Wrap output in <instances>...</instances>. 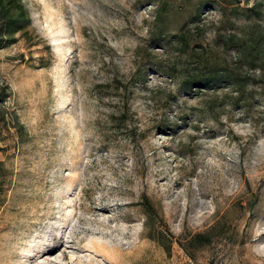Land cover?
<instances>
[{"label":"rangeland","instance_id":"rangeland-1","mask_svg":"<svg viewBox=\"0 0 264 264\" xmlns=\"http://www.w3.org/2000/svg\"><path fill=\"white\" fill-rule=\"evenodd\" d=\"M26 2L0 50V264H264V0ZM202 53L238 94L182 88Z\"/></svg>","mask_w":264,"mask_h":264},{"label":"trees","instance_id":"trees-1","mask_svg":"<svg viewBox=\"0 0 264 264\" xmlns=\"http://www.w3.org/2000/svg\"><path fill=\"white\" fill-rule=\"evenodd\" d=\"M201 8L196 12L192 23H198L201 19ZM161 12H158V18ZM31 11L26 0H0V50L16 43L19 39L17 36L18 32L21 35L26 36L30 33L31 21ZM189 31L182 30L178 33V37L181 43H187V35ZM154 34L166 35L162 28H157ZM228 40L238 46V43L243 47V53L251 68H257L260 65L256 62L260 58V50L257 46H246L244 42L238 40V36L230 35ZM199 60L200 66L195 68L193 72L187 74L182 80V88L186 91L192 90H202V89H217L220 86L230 87L234 89V92L241 90L244 84V77L238 74V72L230 71L229 68L224 67L219 63H213L208 60L207 56H200ZM242 64V66L244 65ZM240 77V78H239ZM255 83H264V78L256 79ZM7 96L5 89H0V101H2ZM1 150V147H0ZM144 207H146L147 214L150 217H155L158 215L157 208L155 207L153 201L148 196H144L141 202ZM193 240L201 241L202 243H208L212 240V236L205 232L198 233L195 235ZM192 240V241H193Z\"/></svg>","mask_w":264,"mask_h":264},{"label":"bare ground","instance_id":"bare-ground-1","mask_svg":"<svg viewBox=\"0 0 264 264\" xmlns=\"http://www.w3.org/2000/svg\"><path fill=\"white\" fill-rule=\"evenodd\" d=\"M68 213H69V211H68ZM105 247V246H104Z\"/></svg>","mask_w":264,"mask_h":264},{"label":"crops","instance_id":"crops-1","mask_svg":"<svg viewBox=\"0 0 264 264\" xmlns=\"http://www.w3.org/2000/svg\"><path fill=\"white\" fill-rule=\"evenodd\" d=\"M1 151V150H0Z\"/></svg>","mask_w":264,"mask_h":264}]
</instances>
